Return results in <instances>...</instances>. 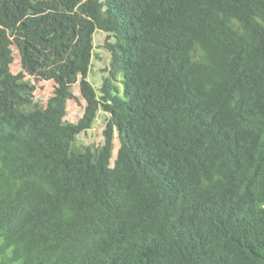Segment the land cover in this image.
<instances>
[{
	"label": "trees",
	"instance_id": "16d2710c",
	"mask_svg": "<svg viewBox=\"0 0 264 264\" xmlns=\"http://www.w3.org/2000/svg\"><path fill=\"white\" fill-rule=\"evenodd\" d=\"M0 264H264V0H0Z\"/></svg>",
	"mask_w": 264,
	"mask_h": 264
},
{
	"label": "rangeland",
	"instance_id": "374dc122",
	"mask_svg": "<svg viewBox=\"0 0 264 264\" xmlns=\"http://www.w3.org/2000/svg\"><path fill=\"white\" fill-rule=\"evenodd\" d=\"M106 34L100 31L95 32L93 37V58L91 66L88 72V81L95 89L97 95L100 94V89L103 85V81L108 77V70L110 67V53L107 51L104 42ZM14 62L11 65V72L16 74L21 70L20 56L15 48H13ZM121 79V74L118 75V80ZM120 86V84H117ZM55 83L52 81H42L36 84V90L34 92V101L40 106L45 107L47 100L53 95ZM72 92L75 96L74 99L67 102V111L65 120L70 123H76L83 115L86 103L82 98L79 90L78 83L73 86ZM108 120V115L101 109L97 112L96 119L92 127L80 133L76 137V145L78 146H90L95 148L103 143V131ZM113 158L111 160V165L113 164L114 158L116 156L119 139L114 133L113 138Z\"/></svg>",
	"mask_w": 264,
	"mask_h": 264
}]
</instances>
